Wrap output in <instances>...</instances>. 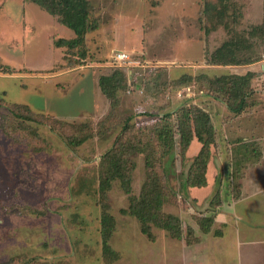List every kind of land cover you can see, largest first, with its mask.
Instances as JSON below:
<instances>
[{
  "label": "rangeland",
  "instance_id": "374dc122",
  "mask_svg": "<svg viewBox=\"0 0 264 264\" xmlns=\"http://www.w3.org/2000/svg\"><path fill=\"white\" fill-rule=\"evenodd\" d=\"M91 1L101 23L86 35L81 58L55 46L74 34L51 13L28 0H0V264H264V0H224L222 17L202 11L218 0ZM255 25L259 34L247 36ZM236 34L251 41L258 55L249 67L260 72L237 115L205 77L238 70L203 62ZM121 50L133 60L121 67L130 68L132 84L112 106L99 78L115 71L112 55ZM187 85L196 95L178 98ZM189 105L208 115L213 141L207 183L186 195L183 177L201 146L196 135L185 151L177 137L155 169L146 165L145 146L157 144L155 123L168 114L175 123ZM85 134L70 144L69 136ZM113 155L123 177L103 193ZM258 156L259 164L247 163ZM154 175L167 191L160 206L166 224L153 227L150 240L121 209L141 199ZM217 191L219 201L210 203ZM104 211L114 219L110 256L101 249ZM209 215L212 230L204 234L197 219ZM235 229L241 233L230 235Z\"/></svg>",
  "mask_w": 264,
  "mask_h": 264
},
{
  "label": "trees",
  "instance_id": "16d2710c",
  "mask_svg": "<svg viewBox=\"0 0 264 264\" xmlns=\"http://www.w3.org/2000/svg\"><path fill=\"white\" fill-rule=\"evenodd\" d=\"M40 8L51 13L57 22L70 28L73 31V37L63 38L59 37L54 41L55 46H65L68 51L72 53L74 50L81 55V58L86 56L87 47L85 46L86 35L100 26V17L96 13L91 0H28ZM224 0H218L216 4L207 1L203 3L204 15L207 13H217L218 17L224 15V11L229 6L228 2ZM226 6V8H225ZM227 24V23H226ZM229 27V26H228ZM259 26H253L248 32L247 36L255 37L259 33ZM264 33V31H263ZM244 35H235L229 40L223 42L220 46L214 48L209 54H205L203 62L205 66L220 65L222 67H234L241 68L249 66L251 63L257 60V53L252 47L251 41H242ZM82 48V49H80ZM237 72L223 73L218 76L205 78L211 83L218 85V89L222 91L223 101L226 107L234 114H241L245 107V96L249 93V89L252 88L251 81L260 73L259 71L249 68L246 71L239 70ZM16 69H7L2 73H12ZM132 84V75L121 67H116L115 71L108 75H102L99 78V86L101 92L106 96L110 105H116L118 103V92L122 89H126ZM251 90V89H250ZM12 105L20 106L25 104L10 103ZM27 106V105H25ZM29 110H31L28 107ZM32 111V110H31ZM34 112V111H32ZM55 117V116H54ZM57 118V117H56ZM208 115L200 111L196 106L181 107L175 113V123H172L170 114L163 116L160 123V127L157 123L154 130V136L157 140V144L145 146L147 153L146 165L151 168H156L161 156H166L172 152L174 142L176 138H179L181 149L186 150L190 144L193 135L201 141V146L195 157L188 164V169L184 174L182 187L184 193L188 194V188L201 187L207 183L206 172L207 163L211 154V143L213 136L211 127L208 123ZM158 129V130H157ZM202 132L204 134H202ZM89 136L87 134L80 136H69L68 140L72 145H79ZM148 142V141H147ZM146 141L143 143L148 144ZM242 142V141H241ZM238 142V143H241ZM159 147V151H158ZM161 150V153H160ZM109 155V154H108ZM250 157L246 158L249 160ZM105 166L107 168L106 176L100 183V189L103 193L110 187L112 179L123 177L122 164L115 158L110 156L105 160ZM220 171V168L217 169ZM220 172L217 176H221ZM244 176L245 170L242 171ZM219 177H216L219 179ZM242 181L239 180V192L242 186ZM214 199H210V203L219 201V192L215 193ZM240 193L236 196L239 198ZM167 197V191L165 187H162L161 180L154 175L143 187L141 199H134L130 202L128 209H121L122 213H129L136 216L140 221V229L148 239L154 240V234L152 233L153 227L165 226L166 223H161L162 215L160 212V206L163 198ZM198 226L203 233H208L212 229L214 216H201L198 219ZM114 219L107 211L102 213L100 234L102 239V253L105 256H110L112 253L111 246L109 244V238L112 233ZM192 229V228H191ZM189 230V233L191 232ZM216 234H220V231H214Z\"/></svg>",
  "mask_w": 264,
  "mask_h": 264
},
{
  "label": "built area",
  "instance_id": "2783aa9c",
  "mask_svg": "<svg viewBox=\"0 0 264 264\" xmlns=\"http://www.w3.org/2000/svg\"><path fill=\"white\" fill-rule=\"evenodd\" d=\"M112 60L114 61L115 65L117 67H130L132 64L133 60L131 59V55L126 52V51H115L112 55ZM129 70V73L131 72L130 68H127ZM128 92L130 91L129 89L127 90ZM196 92L193 91L192 87L190 85L183 86L182 89L178 90L176 92V96L178 98L185 96L187 98L193 97Z\"/></svg>",
  "mask_w": 264,
  "mask_h": 264
},
{
  "label": "crops",
  "instance_id": "0c3cea01",
  "mask_svg": "<svg viewBox=\"0 0 264 264\" xmlns=\"http://www.w3.org/2000/svg\"><path fill=\"white\" fill-rule=\"evenodd\" d=\"M208 67H211V68H224V67H222V66H220V65H214V66H208ZM249 68H250L249 66H245V67H241L240 69H239V68H237V69H239V70H243V71H246V70H248ZM237 69H236V70H237ZM249 140H250V139H249ZM243 142H244V141H243ZM260 158H261L260 156H258V157H254V158H252V159H249L247 163L253 161L254 163H253V162H252V163H253L254 166H255V164H259V162H260ZM249 165H250V164H249ZM252 166H253V165H252ZM248 168H249V167H248ZM251 168H252V167H251ZM251 168H249V169H245V174H244V176L242 177V178H244V180L241 179V181H242V182H241V183H242V186H241V189H240V196L242 195V193H243L242 190L244 189V186H245V179H246L245 177H247V175H249V172H250V169H251ZM250 181H251V180H250L249 177H248V184L251 183ZM240 196H239V197H240ZM237 219H238V218H237ZM224 224H225V223H224ZM211 230H212V229H211ZM211 230H210V231H211ZM231 230H232V229H231ZM223 232H224V233H221V236H222L223 238L226 239L227 236L225 235V229H223ZM208 233H209V232H208ZM208 233H204V234H208ZM229 233H230V235H233V234H234V235H235V234L238 235V234L241 233V231H240L239 229H235V233H234V232H233V233L229 232ZM221 236H220V237H221ZM220 237H219V238H220ZM217 238H218V237H217ZM228 238H229L230 241H233V240H231V239H232L231 237H228ZM214 240H216V238H213V241H214ZM230 243H231V242H230Z\"/></svg>",
  "mask_w": 264,
  "mask_h": 264
}]
</instances>
